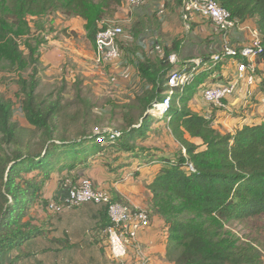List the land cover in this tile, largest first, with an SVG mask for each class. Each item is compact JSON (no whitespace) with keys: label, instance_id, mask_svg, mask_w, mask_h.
<instances>
[{"label":"trees","instance_id":"trees-1","mask_svg":"<svg viewBox=\"0 0 264 264\" xmlns=\"http://www.w3.org/2000/svg\"><path fill=\"white\" fill-rule=\"evenodd\" d=\"M122 1L0 0V74L32 67L27 79L19 77L17 81L20 110L26 121L44 136L39 154L24 153L16 140L12 103L0 95V264H14L23 258L22 246L42 233L33 224L29 209L40 201L51 173L66 171V178L76 181L72 174L86 164L94 151L105 147L127 154L128 159H139L144 165H160L158 175L147 187L151 193L148 213L158 215L168 228L166 256L171 262L264 264L257 245L226 229L234 222L264 219V122L243 125L233 134L217 131L212 117L192 112L183 101L193 87L192 78L182 91L174 94L167 116V128L179 150L168 157L142 146L153 118L146 114L163 99L169 73L176 68L196 70L193 62L170 63V54L179 51V42L162 48L163 55L152 60L141 55L139 44L149 26L137 20L126 29L133 45L126 48L123 44L121 49L126 63L133 64L143 85L140 95L125 105L122 128L113 130L119 134L113 139L112 131L94 133L90 128L91 106L87 101L67 116V108L59 100H38L37 56L46 37L53 32L50 28L46 32L47 26L39 20L54 14L66 19L79 18L84 22L86 38L94 46L101 25L104 28L107 20H114ZM214 1L238 24L254 22L261 42L255 63L264 62V0ZM174 3L181 6L180 0ZM260 86L264 89V78ZM58 115L67 122L82 120L77 138L70 139L67 131L56 135ZM98 138L105 144L98 142ZM189 139L200 140L204 149L199 150ZM190 164L194 169L191 173L187 171ZM32 171H39L38 175L22 177ZM12 252H17V256L6 262V256Z\"/></svg>","mask_w":264,"mask_h":264},{"label":"crops","instance_id":"crops-1","mask_svg":"<svg viewBox=\"0 0 264 264\" xmlns=\"http://www.w3.org/2000/svg\"><path fill=\"white\" fill-rule=\"evenodd\" d=\"M124 2L122 1L121 7L118 8L114 20L123 23L126 29L137 20H143L149 26L139 41L142 51L147 48L152 53H156L162 48H170L173 42H179L178 53L170 54L174 56L176 64L202 61L204 58L220 54L224 46L236 49L249 46L253 39L252 31H257L254 22L246 20L231 29L224 37L210 21L199 15L194 14L188 20H183L181 6L176 3H170L167 0H145L138 7L127 8L124 7ZM56 15L53 24L48 27L53 32L46 37V41L49 36L60 35L67 29L76 31L75 25L79 26L80 31H84V22L81 19H66L60 14ZM125 64L129 65L124 59L122 65ZM254 65L255 75L246 76L238 82L234 95L225 100L224 110L209 107L210 105L202 99V91L209 86L234 81L237 76L236 60L225 58L223 62L217 63L210 70L202 66L196 67L193 72L194 84L192 89L184 95V103L192 112L200 116L212 117L213 128L220 132L218 126L220 124L223 125L225 133L233 134L243 125L264 122V89L260 86L261 79L264 78V62L256 64L254 61ZM198 85L201 86V90L196 92L195 88ZM175 101L179 102L178 99ZM242 109H247L245 115L235 116L229 122H224L229 120V113H236V110ZM232 116L234 117L233 113ZM164 118L158 119V121H163L161 123L163 132L168 129ZM151 121L148 133L159 131L158 125H153ZM148 133L147 139H150ZM189 140L198 146L199 150L204 149L200 146L202 144L200 140ZM142 146L147 147L144 142ZM149 148L155 150L159 156L171 157L175 153L166 154L158 151L157 148ZM94 152L85 165L78 167L76 175L72 174L73 177L75 176L74 180L88 178L94 189L108 193L114 200L131 208L149 209L151 193L147 187L158 175L160 165L158 163L141 164L139 159H128L127 154L115 152L109 147ZM64 196H66V191L62 183L57 178L50 177L41 192L40 201L33 208H36V211H43L45 215L46 212L53 214L47 210L45 203L59 204L64 200ZM38 215L41 218L42 214L38 213ZM52 216L54 217L48 219L49 222H41L42 218L38 221L31 216L33 224L39 227L42 233L22 246L20 253H23L24 257L15 263L112 264L113 260L104 234L108 219L102 207L84 204L59 214L54 213ZM150 222L149 228L138 233L134 248L130 253L134 252L136 247H140L142 254L149 259L148 264H170L165 261L168 246L165 234L168 228L156 214L150 215ZM16 256L17 252L14 258Z\"/></svg>","mask_w":264,"mask_h":264},{"label":"rangeland","instance_id":"rangeland-1","mask_svg":"<svg viewBox=\"0 0 264 264\" xmlns=\"http://www.w3.org/2000/svg\"><path fill=\"white\" fill-rule=\"evenodd\" d=\"M123 1H125L124 7L130 8V6H127V0ZM56 16V14L50 15L39 21L41 23L43 22L44 26H47V31H49L48 27L53 24ZM106 22L114 23L122 29L121 35L117 38V45L121 51V58L118 61L105 65H96L94 62V46L86 38V32L80 31L79 26L76 25L74 26L76 27V31L67 29L60 35L49 36L47 41L40 47L37 56L36 77L38 86L36 93L38 100H46V102L59 100L60 103L67 108V116L77 112L82 104H84V101H87L88 104H90L89 106H91L89 123L94 133H99L100 130L109 132L114 129L120 130L122 128V114L126 112V110H124L125 105L133 102L134 99L140 95L143 85L133 64L122 65V61L125 59L123 54L124 50L121 49L122 45L124 44L126 48H131L130 46L133 45V41L126 31L125 25L115 20H107ZM30 26L33 27V24L30 23ZM56 36L58 37L56 38ZM21 50H24L23 46H21ZM141 55L153 60L158 56L161 57L163 53L162 50L152 53L145 48V50L141 52ZM31 73L32 67H28L22 72L0 74V95L12 103V122L16 125V140L20 144L22 151L24 153L29 152L30 155L35 156L39 154L43 148L44 136L40 130L31 126L26 121L24 114L21 112V94L17 83L19 77L27 79ZM199 90H201L200 85L195 88L196 92ZM225 108L226 101L223 102V108L220 109L224 110ZM232 113H229V120L223 121L229 122L231 119H234L235 116H243L247 113V109L236 110V113ZM158 119L160 118L155 117L151 122L153 125H158L159 131H150V133H148L150 139H147L144 144L148 148H157V150L162 153L168 154L176 152L178 144L173 140L171 135H169L168 129L163 132L161 129V123L163 121H158ZM164 119L166 123L168 119ZM57 126L58 130L56 135H60L67 131L68 137L70 139H75L77 138L78 132L81 130L82 120L67 122L65 117L58 115ZM218 126L221 133L226 132L223 129V125L220 124ZM94 145L93 142L92 147ZM55 157H58V153H56ZM38 172L39 171H32L29 174L23 173L22 177L25 179L31 178L32 176L38 175ZM66 175V171H62L59 174L53 172L50 176L57 178L63 186L68 180H71L66 178ZM33 207L35 206H30L29 214L38 221L42 218L43 220L41 222H45L48 221V219L50 220L51 217H54L52 216L54 213L46 212L45 215L43 211H36L37 209ZM148 210L149 209L146 211ZM38 213L42 214L41 218ZM226 229L231 231L238 238L251 241L253 244L257 245L263 253L264 261V219L234 222L227 225ZM165 235L169 241V237H167L169 233L166 232ZM138 249L139 251L142 250L140 247ZM15 253L16 252H12L7 255L5 261L9 262L13 260ZM135 254L136 249L135 252L129 253V256H131L126 258L123 262L113 261L112 264H131V262L132 264H136V259L138 261V258ZM142 256L145 257L144 254ZM134 259L135 262H133ZM145 260L144 264H148V257L145 258ZM165 261L174 264L167 256H165Z\"/></svg>","mask_w":264,"mask_h":264},{"label":"built area","instance_id":"built-area-1","mask_svg":"<svg viewBox=\"0 0 264 264\" xmlns=\"http://www.w3.org/2000/svg\"><path fill=\"white\" fill-rule=\"evenodd\" d=\"M145 0H127L130 7H138ZM174 3L177 0H167ZM183 20H188L191 16L199 15L210 21L215 28L224 37L228 32L237 27L239 24L231 19L230 14L214 0H180ZM95 37V58L96 65H105L118 61L121 58V51L117 46V38L121 35L122 29L114 23H106ZM253 39L249 46L241 49L224 46L220 54L213 55L208 61L202 62L196 60V67H204L207 70L212 69L217 63L223 62L225 58L236 60L237 76L234 81L223 85H214L205 88L202 91V98L205 103L218 109L223 108V102L230 96L234 95L238 82L245 79L246 76H254L256 68L254 61L261 51V42L257 31H252ZM235 56L239 58L236 59ZM170 63L176 64L174 56H170ZM174 61V62H173ZM193 78V71H186L180 68L173 69L167 78L163 99L153 104L148 113L157 118H164L171 106V99L178 91ZM111 132V131H110ZM119 134L112 131L110 139L117 137ZM98 142L105 143L103 139L98 138ZM187 171L194 172L192 165H188ZM66 196L59 204L48 203L47 209L53 213H62L84 204H92L105 208V214L110 225L105 229L107 248L111 258L115 262H123L129 257L130 251L134 248L137 235L150 227V216L148 211L140 208H131L130 206L112 201L110 195L104 191L93 188L88 178H80L76 181L68 180L63 185ZM136 264H144L146 261L141 250L136 247ZM135 252V250H134Z\"/></svg>","mask_w":264,"mask_h":264},{"label":"water","instance_id":"water-1","mask_svg":"<svg viewBox=\"0 0 264 264\" xmlns=\"http://www.w3.org/2000/svg\"><path fill=\"white\" fill-rule=\"evenodd\" d=\"M149 115V113L146 114V116Z\"/></svg>","mask_w":264,"mask_h":264}]
</instances>
